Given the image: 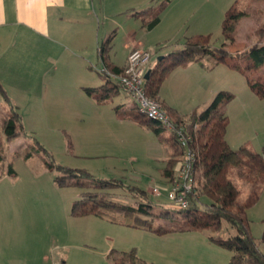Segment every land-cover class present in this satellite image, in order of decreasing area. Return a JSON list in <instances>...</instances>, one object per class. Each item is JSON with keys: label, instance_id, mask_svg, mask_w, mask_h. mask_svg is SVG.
I'll return each mask as SVG.
<instances>
[{"label": "rangeland", "instance_id": "obj_1", "mask_svg": "<svg viewBox=\"0 0 264 264\" xmlns=\"http://www.w3.org/2000/svg\"><path fill=\"white\" fill-rule=\"evenodd\" d=\"M163 2H168L165 7ZM233 5L244 15L236 24L235 43L229 50L242 53L259 41L264 43V31L261 39L258 35L264 30V0H102L98 42L101 44L111 37V59L121 65L127 56L128 35H133L141 44L138 48L151 53V61L145 68L148 73L161 57L180 49L186 38L211 35L214 46L224 44L222 24ZM157 10L162 11L161 23L152 31H146L138 14ZM69 24L72 29L78 27L75 21ZM92 50L93 47L82 55L92 58ZM93 62L92 66L84 68L81 77V85L85 88L100 87L105 81L100 75L103 63ZM179 68L164 80L159 93L161 101L176 103L181 114L190 115L195 110L207 109L219 92L232 93L235 98L225 108L229 117L226 136L229 146L233 150L245 146L261 153L264 148V99L253 93L247 77L227 64L211 66L209 61H205L203 72L199 67ZM248 76L264 78V67ZM78 77L66 78L64 85L54 91L53 99H23L21 109L17 108L21 117L19 130L23 132L9 143L5 140L2 124L10 107L0 94V141L6 156L0 165V211L21 208V223L36 225L37 231L31 234L37 239H44L48 233L60 258L70 254L69 264L123 263L124 253L132 250L149 264H229L233 252L210 240L213 236L237 235L226 222L217 232L157 234L127 226L122 218L73 215L83 189L57 182L62 174L55 170L50 172L45 162L86 171L90 179L118 180L150 193L157 187L162 192L161 197L155 198L149 193L155 212L160 216L153 222L157 229H178L184 218V212L173 207L176 205L168 197L172 184L162 175L174 152L172 132L168 130L162 135L165 139L162 143L153 131L132 120L120 119L114 107L131 111L135 108L134 100L121 89L105 104H98L83 87L79 89L74 85L72 81ZM65 90L67 92L61 94ZM11 164L14 175L9 174ZM240 170L231 167L229 178L241 190L239 201H245L252 186L238 175ZM257 190L261 192L260 198L248 209L247 217L252 236L260 242L264 235V182ZM109 192L123 203L135 201L124 189ZM38 245L41 253H46L47 244Z\"/></svg>", "mask_w": 264, "mask_h": 264}, {"label": "trees", "instance_id": "obj_2", "mask_svg": "<svg viewBox=\"0 0 264 264\" xmlns=\"http://www.w3.org/2000/svg\"><path fill=\"white\" fill-rule=\"evenodd\" d=\"M167 3L163 2V6ZM161 13V10H157L138 14V17L142 19L143 29L152 31L157 27L161 22ZM243 15L244 12L238 11L233 5L226 12L222 24L226 39L224 44L220 47L214 46L211 35L186 38L180 49L171 51L156 64L151 70L149 79L146 80L148 95L160 101L175 124L183 127L187 134L192 136V142L189 143L188 148L195 156L192 166L193 187L186 198L189 203L187 208L173 206L184 212V218L179 222L178 229H157L153 226L154 220L160 216L155 212V204L147 190L138 186H128L118 180L90 179L86 171L67 168L52 161L45 162L50 172L55 170L62 174V177L57 178V182L83 189L80 200L74 206V216H95L112 220L122 218L127 226L157 234L174 231L211 230L217 232L226 222L237 231V235L230 238L213 236L210 240L233 252L229 264H264V250L261 249L262 246L264 247V235L260 242L255 240L247 217L248 209L254 206L260 198L261 192L257 190V186L264 182V148L261 153H257L245 146L238 150H233L229 146L226 139L229 117L225 113V108L235 96L230 92L221 91L207 109L202 112L195 110L190 115L181 114L176 108H171L161 101L159 96L164 80L175 69L191 63L205 66V61H209L211 66L224 63L238 70L247 77L253 93L264 99V78L259 76L253 79L248 76L249 73L259 72L264 67V43L259 41L242 53H233L229 50L235 43L236 24ZM263 31L262 29L258 32L260 39L263 37ZM111 50L112 38L110 37L101 43L98 49L100 61L106 68L104 72H100L105 79L104 84L100 87L84 88L85 93L93 97L98 104H105L119 94L120 84L112 76H123L127 68V66L118 67L111 63ZM242 61H244L243 64ZM0 94L10 107L2 124L5 140L9 143L23 132L19 130L21 117L1 82ZM114 109L120 119L132 120L141 127L153 131L162 142L165 141L162 135L168 129L140 115L136 105L131 111L121 109L120 106H115ZM171 142L174 152L170 155L162 175L168 179L170 184H174L178 179V163L181 161L180 156L183 155L184 148L181 147L174 132H172ZM29 156L30 154L26 158ZM5 160L4 145L0 141V165ZM231 167L241 168L238 175L252 186L251 193L245 201H239L241 190L229 178ZM9 174H15L12 164L9 167ZM116 188L124 189L134 197L135 201L123 203L116 200L115 195L109 192ZM124 257L123 263L114 264H149L139 258L135 250L125 252Z\"/></svg>", "mask_w": 264, "mask_h": 264}, {"label": "crops", "instance_id": "obj_3", "mask_svg": "<svg viewBox=\"0 0 264 264\" xmlns=\"http://www.w3.org/2000/svg\"><path fill=\"white\" fill-rule=\"evenodd\" d=\"M102 12V0H0V82L18 109L23 99H53L54 91L70 75L79 76L72 82L85 88L81 85L84 68L93 61L101 63L98 25ZM73 21L78 23L76 29L69 24ZM128 37L124 63L110 56L115 66H127L130 51L141 46L133 35ZM92 47V58L82 55ZM195 67L204 71L198 63L182 69ZM166 104L180 112L176 103ZM21 217V208L0 211V264H69L70 254L60 258L48 233L44 239L35 238L31 231H37L36 225L24 226ZM38 243L47 244L46 253H41Z\"/></svg>", "mask_w": 264, "mask_h": 264}, {"label": "built area", "instance_id": "obj_4", "mask_svg": "<svg viewBox=\"0 0 264 264\" xmlns=\"http://www.w3.org/2000/svg\"><path fill=\"white\" fill-rule=\"evenodd\" d=\"M151 58L152 56L149 51L142 48H135L128 55L125 74L120 77H112L118 80L121 89L134 100L140 115L176 133L178 142L184 148V153L182 155V162L180 161L178 167V179L171 185L168 197L177 207L187 208L189 203L186 198L193 187L192 166L195 159L194 153L188 148L189 143L192 142V136L188 135L183 127L175 124L160 101L148 95L145 68L150 63ZM151 193L155 197L162 196V192L157 187H154Z\"/></svg>", "mask_w": 264, "mask_h": 264}, {"label": "water", "instance_id": "obj_5", "mask_svg": "<svg viewBox=\"0 0 264 264\" xmlns=\"http://www.w3.org/2000/svg\"><path fill=\"white\" fill-rule=\"evenodd\" d=\"M161 59H163V57H161V58H160V60H161ZM150 73H151V71H150V72H148V73H146V76H145L146 80H148V79H149V77H150Z\"/></svg>", "mask_w": 264, "mask_h": 264}]
</instances>
